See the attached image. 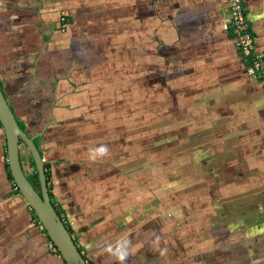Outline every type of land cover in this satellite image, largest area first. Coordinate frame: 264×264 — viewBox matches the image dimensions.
Instances as JSON below:
<instances>
[{
	"label": "crops",
	"instance_id": "0c3cea01",
	"mask_svg": "<svg viewBox=\"0 0 264 264\" xmlns=\"http://www.w3.org/2000/svg\"><path fill=\"white\" fill-rule=\"evenodd\" d=\"M242 1L264 57V0ZM227 11L228 0H0V87L38 136L52 201L89 264H264V88ZM6 150L0 123V264H66ZM117 245L123 262L107 250Z\"/></svg>",
	"mask_w": 264,
	"mask_h": 264
},
{
	"label": "water",
	"instance_id": "95a60500",
	"mask_svg": "<svg viewBox=\"0 0 264 264\" xmlns=\"http://www.w3.org/2000/svg\"><path fill=\"white\" fill-rule=\"evenodd\" d=\"M0 123L6 136V151L9 172L13 182L42 224L47 237L66 264H89L78 248L75 239L58 213L52 198L45 171V161L35 138L24 130L0 87ZM28 149L38 175L39 190L29 181L20 160V143Z\"/></svg>",
	"mask_w": 264,
	"mask_h": 264
},
{
	"label": "built area",
	"instance_id": "2783aa9c",
	"mask_svg": "<svg viewBox=\"0 0 264 264\" xmlns=\"http://www.w3.org/2000/svg\"><path fill=\"white\" fill-rule=\"evenodd\" d=\"M227 13L229 14V30L234 38L240 56L242 60L249 63L253 74L262 83L264 88V57L262 53L256 51L254 35L251 32L246 19L243 1L228 0ZM65 26L64 18H61L60 29L63 31ZM15 190H17L16 187ZM37 224L43 229L42 224L39 221ZM54 250H56L55 247Z\"/></svg>",
	"mask_w": 264,
	"mask_h": 264
},
{
	"label": "clouds",
	"instance_id": "9594fccd",
	"mask_svg": "<svg viewBox=\"0 0 264 264\" xmlns=\"http://www.w3.org/2000/svg\"><path fill=\"white\" fill-rule=\"evenodd\" d=\"M108 154V148L106 146H101L99 148L91 150V159L95 160L98 156H105ZM115 255L116 259L123 262L127 257V252L124 250L123 245H117L116 249H107Z\"/></svg>",
	"mask_w": 264,
	"mask_h": 264
},
{
	"label": "trees",
	"instance_id": "16d2710c",
	"mask_svg": "<svg viewBox=\"0 0 264 264\" xmlns=\"http://www.w3.org/2000/svg\"><path fill=\"white\" fill-rule=\"evenodd\" d=\"M244 61V60H243ZM245 63H246V66H249V63H247L246 61H244ZM170 135H171V132L170 133H168V138H170ZM154 143L156 144V141H154ZM20 160H21V165H22V168H23V170H24V172H25V174L27 175V177H28V179H29V181L35 186V188L36 189H38L39 190V181H38V175H37V171H36V168H35V164H34V162H33V159H32V157H31V155H30V163L29 164H27L28 165V167L30 168V166H32L33 168H34V170H33V175H32V177L35 179V181L37 182V185H35L34 183H33V181H32V179L30 178V176L26 173V170H25V166H27V165H24L23 164V162H22V155H21V150H20ZM45 167L47 168V164L45 165ZM48 174H49V172L47 173V171H46V175H47V177H48ZM11 176V175H10ZM14 187H16L15 185H14ZM52 194L50 193V196H51ZM52 198V197H51ZM57 209V208H56ZM32 210V209H31ZM33 212V211H32ZM34 213V212H33ZM58 213L61 215V212L58 210ZM34 217H35V219H37V217H36V215L34 214ZM37 221V223H38V219L36 220ZM69 229V228H68ZM70 230V229H69ZM45 231V230H44ZM71 232V231H70ZM46 233V232H45ZM57 251V250H56Z\"/></svg>",
	"mask_w": 264,
	"mask_h": 264
},
{
	"label": "rangeland",
	"instance_id": "374dc122",
	"mask_svg": "<svg viewBox=\"0 0 264 264\" xmlns=\"http://www.w3.org/2000/svg\"><path fill=\"white\" fill-rule=\"evenodd\" d=\"M154 134V133H153ZM155 136H157V135H154L153 137H155ZM149 138L150 137H148V139H146V141L148 142L147 144H148V149H150V148H155V146H153V142L151 141H149ZM151 143V144H150ZM21 146L24 148L25 147V145L24 144H21ZM25 170H26V173L30 176V178L32 179V181H33V183L35 184V185H37V182L35 181V179L32 177V175H33V170H34V168L32 167V166H30V168L28 167V165L27 166H25Z\"/></svg>",
	"mask_w": 264,
	"mask_h": 264
},
{
	"label": "flooded vegetation",
	"instance_id": "af4514ba",
	"mask_svg": "<svg viewBox=\"0 0 264 264\" xmlns=\"http://www.w3.org/2000/svg\"><path fill=\"white\" fill-rule=\"evenodd\" d=\"M21 144H24L23 142H21L20 143V147H21ZM25 145V144H24ZM26 147V146H25ZM47 163H45V165H46ZM45 171H47V173H48V165H47V168L45 167ZM47 179H48V177H47ZM48 181V180H47ZM14 183V182H13ZM48 184H49V182H48ZM15 185V184H14ZM17 189V188H16ZM17 191V193H19L18 192V190H16ZM55 205V204H54ZM55 207H56V205H55ZM57 208V207H56ZM31 209V208H30ZM58 210V209H57Z\"/></svg>",
	"mask_w": 264,
	"mask_h": 264
}]
</instances>
